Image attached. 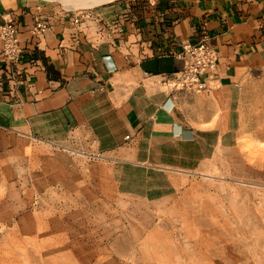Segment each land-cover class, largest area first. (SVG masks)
<instances>
[{"label":"crops","instance_id":"crops-1","mask_svg":"<svg viewBox=\"0 0 264 264\" xmlns=\"http://www.w3.org/2000/svg\"><path fill=\"white\" fill-rule=\"evenodd\" d=\"M9 18L23 50L16 67L0 55L11 175L0 210L18 213L39 252L62 264L179 262L148 252L170 229L264 247V173L243 150L249 137L264 149V0H120L80 13L0 0V23ZM204 39L218 55L207 89L170 92L184 46Z\"/></svg>","mask_w":264,"mask_h":264},{"label":"rangeland","instance_id":"rangeland-1","mask_svg":"<svg viewBox=\"0 0 264 264\" xmlns=\"http://www.w3.org/2000/svg\"><path fill=\"white\" fill-rule=\"evenodd\" d=\"M118 1L120 0L115 2ZM45 2L57 4L63 10H66L61 2ZM92 9L94 8L68 11L70 13H80ZM261 136V138H264V135ZM244 141L243 150L249 162L252 165H257L264 173V149L258 148L261 145L260 141L250 137ZM0 158L2 157L0 156ZM10 176L8 169L0 161L1 204L5 200L1 195L5 193V187ZM6 210L8 211V209ZM5 211L0 210V264L10 260H15L19 264H62V262L56 260L52 261L49 256L39 252L36 241L31 236V230L18 227V213ZM46 215L49 214H39L40 217ZM152 238L154 239L149 244V253L169 256L170 258L175 255V257L180 258V261L145 264H243L244 259L248 264H264V247H256L250 239L239 234L230 237H217L212 234L201 233L196 229H170L157 231ZM105 264H125V262Z\"/></svg>","mask_w":264,"mask_h":264},{"label":"built area","instance_id":"built-area-1","mask_svg":"<svg viewBox=\"0 0 264 264\" xmlns=\"http://www.w3.org/2000/svg\"><path fill=\"white\" fill-rule=\"evenodd\" d=\"M42 29V24H38ZM0 41L2 43L1 56L8 63L16 67L22 55L21 38L19 36L18 22L14 18L5 19L0 23ZM184 50L188 54L185 67L176 73L167 75L164 85L171 91H189L202 93L207 89V78L216 69L218 62L217 52L206 39L197 44H187Z\"/></svg>","mask_w":264,"mask_h":264},{"label":"bare ground","instance_id":"bare-ground-1","mask_svg":"<svg viewBox=\"0 0 264 264\" xmlns=\"http://www.w3.org/2000/svg\"><path fill=\"white\" fill-rule=\"evenodd\" d=\"M45 1L61 2L66 10L75 11V10L95 8L101 5L115 2L117 0H45ZM243 264H248L245 261V259L243 260Z\"/></svg>","mask_w":264,"mask_h":264}]
</instances>
